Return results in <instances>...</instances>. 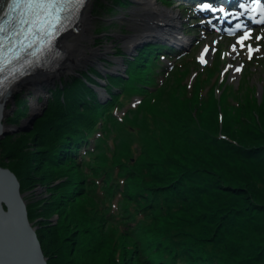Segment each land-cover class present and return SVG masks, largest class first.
Masks as SVG:
<instances>
[{"label": "trees", "instance_id": "trees-1", "mask_svg": "<svg viewBox=\"0 0 264 264\" xmlns=\"http://www.w3.org/2000/svg\"><path fill=\"white\" fill-rule=\"evenodd\" d=\"M105 1L96 5L99 14L100 9L108 12L112 4L123 0ZM165 48L146 44L125 59V74L138 80L137 91L145 94L154 85L148 75L158 66L156 53ZM213 70L206 67L210 73ZM92 74L101 76L92 67L81 76L62 77L50 89L49 101L31 134L39 135V149L47 157L52 158L54 150L56 159L76 153L91 141L98 120L112 115L110 110L105 112L110 105L89 91L90 83H97ZM107 76L110 98L116 86L128 88V78ZM195 78L199 80L183 90L186 93L167 113L168 120L181 127L179 134H184L189 148L183 143L168 151L161 144L162 158L155 160L151 154L142 161L109 160L102 163L104 170L92 173H84L82 164L67 159L51 166L55 168L52 179L62 180L55 185L58 196L53 190L48 202L66 214L69 211L72 220L70 235L54 229L58 252L68 257L66 264H87L103 254L109 264H264V99L258 102L253 89L243 94L238 87L210 100L201 93L205 79ZM239 121L247 125L242 128ZM171 123L167 128L178 131ZM21 147L26 148V143ZM17 168L22 169L19 164ZM11 171L20 182L17 171ZM100 171L108 181L102 189L92 182L100 179ZM42 226L49 232L36 233L46 256L47 247L54 253L52 226Z\"/></svg>", "mask_w": 264, "mask_h": 264}, {"label": "rangeland", "instance_id": "rangeland-1", "mask_svg": "<svg viewBox=\"0 0 264 264\" xmlns=\"http://www.w3.org/2000/svg\"><path fill=\"white\" fill-rule=\"evenodd\" d=\"M99 1L102 0H93L90 8L95 16V25L93 26L95 36L91 46L97 48L99 53L103 54L96 56L94 59L92 58L93 62L84 64L78 70H71L69 65L67 70L60 71L57 74L60 80L63 79L62 77L78 76L80 75L79 71L87 70L88 66L90 68L93 65L96 68L106 66L108 70L115 69L114 72L123 73L121 67H117V64L112 62L110 58L115 59L117 55L120 57L122 55L121 51H124L125 48L124 36L138 31L137 23L133 15L129 14V11L132 7H139V4L132 0H123L113 6L112 1H108L112 4V9H109L108 12H103L100 9L99 14L98 9L96 11L95 8ZM153 1L162 8L177 12L179 16L177 22L179 33L184 38L186 36L192 39V42L182 52H173L175 55L165 53L166 56H164L162 53H156L158 55V66L153 69V74L148 75L154 85H151L149 92L145 94L137 91L135 87L138 85L137 79L131 80L126 74H121L128 78V88L124 90L122 86H116L115 91L113 90L114 96L112 98L106 97L103 100V103L110 105L106 107L105 112L110 110L112 115L109 117L104 115L102 119L98 120L99 124L96 121L98 127L90 142L85 146L81 145L76 153L74 151L67 156L65 155L66 158L64 159L69 162L78 161V164H82L80 167H82L84 173L97 172L99 168L104 170L101 165L109 160L119 161L130 158L131 161H142L144 159L148 160L151 154L153 156L151 158L157 160L164 155L163 149L160 148L161 144H164L168 151H171V148H181L182 144L187 142V139L184 134H179L181 127L168 120L167 113L172 112L177 105L174 101L178 98L180 100L186 93L183 90L185 88L190 89L193 81L197 82L199 80V78H195L196 75L202 80L205 79V84L201 87V93L205 94L210 100H213V98L218 99L225 95L224 92L229 93V89L238 87L242 89L243 94L253 89L258 102L264 99V23L247 26L252 28V34L251 38L244 43L252 44L254 49L249 55L246 48L237 46L232 49L229 47V45L236 43V35H226L214 30L211 25L203 24L205 17L194 12L193 3H188L186 0ZM110 4L107 6H111ZM96 12L98 15L95 14ZM135 16L138 15L135 14ZM243 30L240 32H243ZM257 35H260L259 40L256 39ZM204 45L209 46L208 50H204ZM256 45H259V48ZM201 53H203V60L197 58ZM162 55L165 59L161 58ZM129 56L131 57L132 54ZM238 63L240 64V70L237 72L234 70V66ZM207 66H213L215 70L210 73V71H206ZM34 73H31L32 76L29 75L30 77L26 79L27 82H25V79L19 81V85L11 89V94L4 103V115H2L1 123L7 126L5 129L9 130V133L0 139V166L14 172L17 171L16 173L21 182L20 191L26 201L31 217L30 221L36 227L39 236L49 232L48 229H43L42 224L52 226L50 240L54 253L51 254L47 247L45 249L47 260L50 258V264H66L68 257L59 254V237L57 233L54 234V229L56 228V231H59L60 234H69L73 229L70 226L72 222L71 214L67 210L66 214L60 207L55 206V204L52 206L48 202L54 194L56 197L58 196L55 185L62 180L60 177L52 179V176L55 175V168L51 166L56 165L55 163L58 160L63 161L64 159H56L55 154L53 156L55 150L52 151V158L47 157L45 150L39 149L38 144L41 140L39 135L31 136L34 122L43 115L51 96L49 90L56 87L59 80H56V82L47 81L43 82L46 84H43L41 80L37 81L40 75L35 76ZM45 74V76H52V73ZM107 74L110 73L100 74L101 76L98 79L103 83L97 84V87L106 90L107 84L105 83L109 78ZM36 87L40 89L36 90ZM108 99L111 100L108 101ZM44 100L45 104L43 103ZM36 105L37 108H35ZM21 110L25 112L23 111V114H20ZM217 117L221 118L219 112ZM30 118L33 119L32 126H30ZM169 122L172 125H177L178 131L173 132L167 128ZM244 125H247V121H239L238 126L244 128ZM26 127L28 128L26 129ZM164 133L168 134L165 135ZM25 143L26 148L21 147ZM184 146L189 148L191 144L185 143ZM153 154H156V157ZM16 163L21 165V170L17 168L18 164ZM99 174L101 175L100 179L96 177L92 182L98 187L100 186V189L106 188L108 185V181H104L106 175H103L102 171ZM100 189L97 190V193H101ZM53 190H56V192ZM118 197L115 198L112 208L115 207L117 203L115 201ZM98 205L104 206L103 204ZM66 222H70L69 227H67ZM117 229L112 228L111 230ZM118 236L121 239V235L118 234ZM53 238H55V241ZM52 239L54 242H52ZM64 243L66 242L64 241ZM107 262L103 254L97 256L95 260L92 259L87 262V264H109Z\"/></svg>", "mask_w": 264, "mask_h": 264}, {"label": "snow or ice", "instance_id": "snow-or-ice-1", "mask_svg": "<svg viewBox=\"0 0 264 264\" xmlns=\"http://www.w3.org/2000/svg\"><path fill=\"white\" fill-rule=\"evenodd\" d=\"M89 0H11V7L17 10L18 27L12 31L11 36L17 39L12 41L11 36L4 35L5 29L0 27V72L4 71V65H11L14 58H18L27 52L29 49H34L43 45L44 48L55 47V41L58 39V34H63V31L69 28L77 27L78 23L83 19V10L87 7ZM199 8H207L216 11L212 3L205 0L204 3L196 5ZM239 8L245 10V15L252 16L254 12L264 13L258 0L249 5L244 0H240ZM249 8L253 11H247ZM220 10H224V5H219ZM232 15L239 16L240 12L237 9H232ZM228 12L224 11V15L228 16ZM261 20H264V15H261ZM214 28L215 24L212 25ZM236 28H243V32L235 37L236 43L229 45L235 49L237 46L246 48L249 55L253 49L252 44L244 42L251 38L252 28L245 27L241 22L235 24ZM227 31H231L228 29ZM23 36L26 47L20 44V37ZM260 39V35L256 36ZM7 41V43L5 42ZM204 50H208V45H204ZM259 48V45H256ZM43 51V48L41 49ZM198 59L203 60V53ZM235 71L240 70V64L234 66ZM14 82L11 77L0 79V87L4 88L5 94L7 91L14 88Z\"/></svg>", "mask_w": 264, "mask_h": 264}, {"label": "bare ground", "instance_id": "bare-ground-1", "mask_svg": "<svg viewBox=\"0 0 264 264\" xmlns=\"http://www.w3.org/2000/svg\"><path fill=\"white\" fill-rule=\"evenodd\" d=\"M92 1L93 0H91L90 2L89 0L87 7L83 10V19L77 25L79 31H77L75 28H71L70 31L64 33L62 36L59 37L57 47L61 51V54L59 55V57H61L60 61L56 64H49L48 66L45 67H39L34 73L35 76L40 75V77L38 76L37 81L41 80V82L43 83L47 81L56 82V80L57 81L59 80V84H60L62 79L60 80V78L58 77L59 75H57L60 73V71L67 70L69 68V65L71 70L74 69L78 70V68H81L82 66H84V64H87L88 62H93V59L96 56H100L103 54V53L100 54L97 48H92L91 46L93 37L95 36V32H93V26L95 25V16L92 14L93 11L91 12L90 10ZM132 1L139 4V7H132L131 10L129 11V14L133 15L137 23L138 31L136 33H132L130 35L124 36L125 39L123 41H125L124 42L125 48L129 49V53L132 52L133 50V48H131L133 44L143 40L145 37H152V36L156 37L158 35H161L162 34L161 30L164 28H167V30H171L173 33L172 36L176 37V39L180 38L181 39L180 41L183 40L182 36H180L177 27V22L179 19L177 12L160 7L153 0H132ZM10 2L11 0H0V19L7 11ZM95 14H97V12ZM135 14H137L138 16H135ZM219 18L220 17H218L217 19ZM133 34H135V36H132ZM175 34L177 36H175ZM162 36L166 37L165 35ZM134 50L136 51L137 48H134ZM110 60L116 63L117 67H121L120 69L122 70V72L125 71L124 67L126 64L121 62L120 59L110 58ZM92 67H94V65L90 66V68L88 66V69H91ZM88 69L79 71L78 73H80V75L78 76H81L82 72L84 71H89ZM101 69L103 71L107 70L106 73H115L114 72L115 69L111 71L108 70L106 66L103 67L100 66V70ZM45 73H50V74L52 73V76H45L46 75ZM99 73L102 74V72ZM94 76H96V78H100L98 75H94ZM29 77H26L24 79L26 80ZM25 82H27V80ZM14 85L18 86L19 84L17 82ZM39 89H40L39 87H36V90ZM90 90H92L95 93H101L103 94V96L110 98V96H108V93L104 92L105 91L104 89H98L95 88V86H93L91 87V89H89V91ZM10 94H11V90L9 91V95L7 96L9 97ZM94 95L96 96L97 94ZM35 108H37V105L35 106ZM2 115H4V109L2 110ZM2 127L3 129L7 128V126L5 125H2ZM0 188H2L1 185Z\"/></svg>", "mask_w": 264, "mask_h": 264}, {"label": "water", "instance_id": "water-1", "mask_svg": "<svg viewBox=\"0 0 264 264\" xmlns=\"http://www.w3.org/2000/svg\"><path fill=\"white\" fill-rule=\"evenodd\" d=\"M161 31V35L145 37L133 44L131 47L133 50L130 53L134 52V48L148 41L168 45L174 42L168 35L172 34L171 30L164 28ZM125 51L129 53V49L125 48ZM43 103L45 104V100ZM1 119L2 115H0V139L9 133V130L3 129ZM32 120L30 118V126H32ZM0 185L2 187L0 188V264H47L36 227L28 217L19 180L11 170L1 166Z\"/></svg>", "mask_w": 264, "mask_h": 264}]
</instances>
